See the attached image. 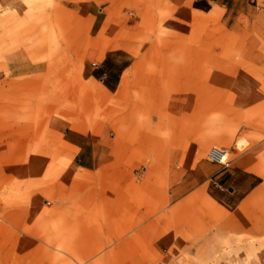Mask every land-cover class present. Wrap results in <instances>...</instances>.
I'll use <instances>...</instances> for the list:
<instances>
[{
	"label": "rangeland",
	"instance_id": "rangeland-1",
	"mask_svg": "<svg viewBox=\"0 0 264 264\" xmlns=\"http://www.w3.org/2000/svg\"><path fill=\"white\" fill-rule=\"evenodd\" d=\"M200 2L0 0V264H264V0ZM213 147L231 212L184 182Z\"/></svg>",
	"mask_w": 264,
	"mask_h": 264
},
{
	"label": "crops",
	"instance_id": "crops-1",
	"mask_svg": "<svg viewBox=\"0 0 264 264\" xmlns=\"http://www.w3.org/2000/svg\"><path fill=\"white\" fill-rule=\"evenodd\" d=\"M200 1V0H198ZM211 0H206V2H200L196 9L205 10L208 8V5ZM202 4V5H201ZM117 52H113V56L109 58V54L98 64V69L102 67L110 59L109 67L103 69V72H99L97 76L101 82L104 83L106 89L113 93L118 90L121 86L122 77L126 70L131 66V63L125 64L124 61L128 59L125 55H117ZM24 63L30 65H40L28 62H22L17 64H11L10 69L12 71L18 70V68H23ZM19 71H24L19 70ZM186 99V98H185ZM76 138L70 139V142L77 146L80 150L77 153V162L80 167L85 169H91V166L88 164L89 157L85 154L86 145H89V142H84L81 139L84 138V134L76 132ZM244 166V165H243ZM251 169V168H250ZM208 173V174H207ZM262 174V172H258ZM208 175H214L213 184L215 187H218L220 190L216 191L214 194L210 195L213 200H215L219 205L224 207L228 211H233L234 208L240 203L242 194H246L250 190L256 188L260 181H258L259 175L252 171L248 170L242 166H235L233 168H226L220 164H198L193 170L186 172V179L190 180L191 183L201 182ZM227 190L226 195H222L220 191ZM176 192L178 187L176 186ZM177 232H184L183 230H178ZM188 243H186L187 245Z\"/></svg>",
	"mask_w": 264,
	"mask_h": 264
},
{
	"label": "built area",
	"instance_id": "built-area-1",
	"mask_svg": "<svg viewBox=\"0 0 264 264\" xmlns=\"http://www.w3.org/2000/svg\"><path fill=\"white\" fill-rule=\"evenodd\" d=\"M225 150L223 149H217L213 147L209 153L210 158L219 164H224V166H227L228 164L223 161V157H226L224 153Z\"/></svg>",
	"mask_w": 264,
	"mask_h": 264
},
{
	"label": "bare ground",
	"instance_id": "bare-ground-1",
	"mask_svg": "<svg viewBox=\"0 0 264 264\" xmlns=\"http://www.w3.org/2000/svg\"><path fill=\"white\" fill-rule=\"evenodd\" d=\"M216 148V147H215ZM218 149V148H217ZM211 151V150H210ZM224 161V160H223Z\"/></svg>",
	"mask_w": 264,
	"mask_h": 264
}]
</instances>
